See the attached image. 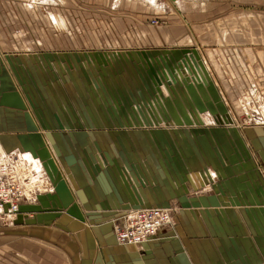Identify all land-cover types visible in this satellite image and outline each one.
Here are the masks:
<instances>
[{"label":"crops","instance_id":"crops-1","mask_svg":"<svg viewBox=\"0 0 264 264\" xmlns=\"http://www.w3.org/2000/svg\"><path fill=\"white\" fill-rule=\"evenodd\" d=\"M23 1L0 0V156L24 153L44 162L52 188L22 202L10 222L0 224V264H225L223 259L241 264L256 259L247 224L252 211L264 208V126L183 125L182 107H211L214 88L226 98L225 84L216 81L210 91L180 90L173 96L167 79L161 96L156 77L183 54L181 59L195 60L187 63L193 70L204 61L209 65L208 51L216 45L226 66L236 73L237 66L249 69L250 83L264 89V74H255L264 73V15L240 12L229 20L192 23L193 31L174 23L156 29L164 37L144 33L157 45L106 50L100 59L92 43L86 47L74 38L75 0H69L72 12L58 0H26L38 3L41 15L46 8L71 15L74 36L68 42L67 33L39 26L36 9ZM144 1L153 9L146 10L150 14L164 10L160 3ZM49 15L56 20L53 12ZM59 67L67 73L59 74ZM182 73L187 81L183 67ZM240 93L228 92L230 98ZM152 97L166 103L134 104ZM209 167L208 173L219 175L214 174L215 182L207 179L199 187L209 189L189 194L183 174ZM173 199L181 210L171 229L139 246L117 242L114 225L124 212L166 206Z\"/></svg>","mask_w":264,"mask_h":264},{"label":"rangeland","instance_id":"rangeland-1","mask_svg":"<svg viewBox=\"0 0 264 264\" xmlns=\"http://www.w3.org/2000/svg\"><path fill=\"white\" fill-rule=\"evenodd\" d=\"M58 1L64 5L65 7L64 10L66 11H68L69 9L70 11L72 10V3L69 0H58ZM173 1H175V3H173ZM157 2L162 4L161 6L162 8H164V10L161 12V14L155 15V14H150L146 11L153 9L152 7L150 8L151 5H149L144 0H75V5L77 4L76 7L79 13H73L72 20L75 19L74 22L76 24L74 27L77 28V31L79 33L77 32L75 35L76 37L74 38H76V40H79L80 45H84L86 47L89 46L90 43H92L95 49H97L98 56H100L99 58L101 59L103 58V56H105L104 53L106 50L107 51L112 50L114 52L117 50H127L132 47L134 48L149 47L152 45L153 46L157 45L148 41L147 36L151 38L152 36L155 37L158 34L160 37H164L163 35L164 33L162 31H157L156 29L172 27L174 23H179V24L181 23L184 25H188L189 27H191L190 28L191 31H193L191 26L192 23L193 24L205 23V22L207 23L208 21L210 22L213 19L218 20L219 18L229 20L230 17L232 18L234 14L239 15L240 12L242 13L250 12L252 14L257 13L264 15V0H184V1L182 0L181 2H179V4H178V0H157ZM37 4L38 3L35 2L31 3L26 0L23 1V5L27 6L29 9L31 10L36 9L35 12L39 18V24H40L39 26H45L46 23L54 30V32H62L64 33V35L67 33L68 35L67 34L66 35L69 37H65V41L68 42L69 38L71 39L74 36L73 29L71 28L73 23L70 20V18H68L71 15L64 16L61 13H57V11H53V10L51 11V8L50 9L46 8L44 15L43 13L41 15L38 12L39 10L37 9L38 8L37 6L40 5ZM45 6H50V5L48 4ZM50 12L54 13L56 20L52 17H49ZM241 16H245V15H241ZM242 21H244V19ZM105 28L108 30L107 31L108 33L104 31ZM145 32H147V36L144 35ZM201 49L203 48L201 47ZM210 49H215V50L208 51L211 59L210 62L208 61L209 65H207L206 61H204V63H202L203 66H198L197 70H193V66L186 65L185 67L183 65L184 62L186 63H190L191 61L195 62V60H192L191 57H188L189 60L181 59L182 57H184V54L183 56H181L180 59H177L175 62L176 64L180 62L181 65H176V64H173V66L165 65L164 66L165 73L164 74L158 73L159 75H157L156 77L157 87L159 85V89H157L156 92H158L162 96L161 84L163 81L167 79L172 83L169 84L166 83L165 86H167L166 88L169 93L170 88H168V85L170 86L172 85L171 90L173 92V96L177 95L180 90H182L183 92L186 91L188 93L200 92L202 90L210 91L209 89H211V86L216 84V81L217 82L222 81L223 84H225V87L229 90L228 91L226 88L222 87L221 85L223 89V94H225L226 98L222 100V93L221 92L217 93L216 88H214L215 90L214 99L210 96L208 100V104L212 105L211 107L208 106H195V107L185 106V108L182 107V109H184L186 112L181 116V120H180L181 124L191 125L192 123H194L200 127L216 126L227 130L232 129L233 127L264 126V111L262 113L261 110L258 108L257 97H255V99L252 100L253 102L249 105V112L247 115L246 112H244L238 106L239 105L238 99L240 97L230 98L231 96L228 94V92L232 94V91L239 90L241 92L240 93L241 96V94H243L247 88V92L250 95L249 88L252 86V84L250 83L249 80L250 75L246 73L249 69H247L246 71L244 67H242L244 68L242 69L239 68V66H237L236 67V71L238 73L237 75V73L234 72V69L232 67L224 65L222 63V60L217 56L218 46L216 45L210 46ZM226 55H228L227 57L229 58L230 52L228 51ZM232 55H234V53ZM230 61L231 60L229 58L228 62ZM182 67L186 68V71L188 72L189 75H192V78H188L187 81L180 82L177 79H175L173 73L179 72L177 68L181 71ZM199 71H201L200 74ZM64 73H67V68L59 67V74H64ZM255 74L257 75L258 78H261L263 77L264 73L258 69L257 72H255ZM236 79L239 80L238 83L234 82ZM255 84L258 87L255 95L257 96L259 93L263 92V88L259 87L257 82ZM153 97L150 99L149 102L147 100L138 99L134 102V104L157 106V104H159L160 101H162V103L166 101L163 98L154 99ZM141 101H143V103ZM244 104H243V108H244ZM207 107L208 108L222 107L223 112L220 113L212 112L211 110L207 109ZM226 111L229 112L230 114H234V118H232L231 116L232 119L231 123H228L227 118L225 119ZM210 118H212L213 120ZM173 133L176 134V132ZM209 170L210 167L207 169L205 168L204 172L199 169L198 170L189 169L188 171H186V177L184 173L183 174L184 178H182L181 181L182 185L185 186V190H187L189 194L191 191L194 192L195 194L196 193L198 194L203 192L204 190L209 189L210 186L206 188L207 185L204 186V188L199 187L204 182H208L207 179L209 180L211 179V181L213 179V181L215 182L214 179H216V177H214V174L215 176L218 174L216 173L213 174L211 173L212 171L208 173ZM217 172L219 173V171ZM203 173L206 174L204 181L202 177ZM253 215L254 218L252 219V223L247 224L249 230L248 236L251 239V242L253 243V249L256 251L254 254H256L257 257L252 261L240 260L241 264L243 262H245L246 264H264V208H261L254 212L252 211V216ZM9 217L10 216L1 217L0 224L9 223L10 222ZM223 261L225 264L226 263L228 264V261L231 262L230 259L229 260L223 259Z\"/></svg>","mask_w":264,"mask_h":264},{"label":"built area","instance_id":"built-area-1","mask_svg":"<svg viewBox=\"0 0 264 264\" xmlns=\"http://www.w3.org/2000/svg\"><path fill=\"white\" fill-rule=\"evenodd\" d=\"M23 155L0 156V218L15 216L22 202H32L52 188L43 163L30 157L26 160ZM180 210L178 201L173 199L166 206H144L124 212L114 225L117 242L139 246L159 237L175 225Z\"/></svg>","mask_w":264,"mask_h":264},{"label":"bare ground","instance_id":"bare-ground-1","mask_svg":"<svg viewBox=\"0 0 264 264\" xmlns=\"http://www.w3.org/2000/svg\"><path fill=\"white\" fill-rule=\"evenodd\" d=\"M149 3H151V4H158V2H157V0H147ZM180 2V1H179ZM179 2H178V4H179ZM173 3H175V1H173ZM160 5V4H159ZM162 5V4H161ZM219 52V51H218ZM220 53V56H219V58L222 60V63L225 65V63L227 62V60L225 59V57H224V55H223V53H222V51L221 52H219ZM226 57H227V55H226ZM186 65H187V63L186 62H184V66L186 67ZM186 69V68H185ZM175 71H176V69H175ZM180 71V70H179ZM213 71V70H212ZM181 73V72H180ZM201 73V71H199V74ZM174 77H175V79L176 78H178L179 79V81H181V80H183L184 81V77H183V73H182V76L180 75V74H178V72H174ZM188 77L190 78V76L188 75ZM192 77V76H191ZM200 77V76H199ZM206 78V77H205ZM195 79V78H194ZM182 82V81H181ZM208 82V81H207ZM211 82V81H210ZM255 82V81H254ZM192 83V82H191ZM250 89V90H249ZM248 90L250 91L249 93H250V95L248 94V92H247V90L242 94L243 95V97L242 98H239L238 99V101H239V107L244 111V112H246V114L248 115V112H249V105L253 102L252 100H254L255 99V97H257L258 98V101H257V103H258V108L261 110V112L263 113V111H264V89H263V92L262 93H259L257 96H255L256 95V91H257V89H258V87H257V85L255 84V83H253V85L249 88ZM172 93V92H171ZM240 97V96H239ZM250 98H251V100H250ZM247 100H248V102H247ZM237 101V102H238ZM246 101V102H245ZM244 102H245V104H244ZM243 104H244V108H243ZM254 104V103H253ZM228 108V107H227ZM231 108V107H230ZM233 109V108H232ZM198 112V111H197ZM199 113V112H198ZM226 117H225V119L227 118L228 119V123H231L232 122V119H231V116H232V118H234V114H230L229 112H227L226 111V115H225ZM208 118V117H207ZM210 119H212V118H210ZM217 119V118H216ZM213 120V119H212ZM257 120V119H256ZM258 122V121H257ZM256 122V123H257ZM260 123V122H259ZM233 124V123H232ZM17 150V149H16ZM15 151V150H14ZM23 151V150H22ZM10 152V151H9ZM12 154H14V153H12ZM24 154V153H23ZM30 155V154H29ZM28 155V156H29ZM27 155H25V156H22L23 158H25L26 160H30V158L28 157ZM32 157V156H31ZM18 160L20 159L19 157L17 158ZM33 159V158H32Z\"/></svg>","mask_w":264,"mask_h":264},{"label":"water","instance_id":"water-1","mask_svg":"<svg viewBox=\"0 0 264 264\" xmlns=\"http://www.w3.org/2000/svg\"><path fill=\"white\" fill-rule=\"evenodd\" d=\"M189 53H190V55H196V54H197L196 50H192V51L187 50V51H186V54L189 55ZM202 66H203V65H202ZM43 165L45 166V163H44V162H43Z\"/></svg>","mask_w":264,"mask_h":264}]
</instances>
